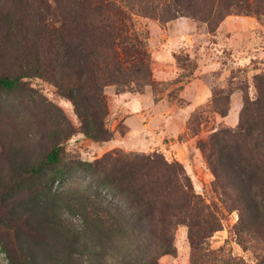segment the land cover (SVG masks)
<instances>
[{"label":"rangeland","instance_id":"rangeland-1","mask_svg":"<svg viewBox=\"0 0 264 264\" xmlns=\"http://www.w3.org/2000/svg\"><path fill=\"white\" fill-rule=\"evenodd\" d=\"M71 1L0 0V75L31 70L25 45L17 41L21 35L14 34L12 42L3 36V13L19 6L35 13L46 70L25 76L19 87L0 88V264L22 262L19 240L27 248L26 264H120L149 255L153 236L148 228L86 165L117 149L157 151L180 161L194 192L221 221L196 253L188 226L178 224L176 252L160 255L159 264H255L264 243L257 235L238 234L239 211L223 201L198 141L222 126H236L245 97H256L254 76L264 73V15L234 10L210 31L206 22L187 15L163 21L133 14L153 83L132 82L122 90L103 85L104 120L112 137L95 140L80 130L72 102L48 74L51 34L61 26L58 7L68 11ZM124 1L134 12L140 10L138 0ZM57 142L62 159L54 169L64 174L52 179L53 172L43 166L27 181L28 170L40 165Z\"/></svg>","mask_w":264,"mask_h":264},{"label":"trees","instance_id":"trees-1","mask_svg":"<svg viewBox=\"0 0 264 264\" xmlns=\"http://www.w3.org/2000/svg\"><path fill=\"white\" fill-rule=\"evenodd\" d=\"M138 1L140 10L136 12L124 0H72L73 7L68 11L58 7L61 26L51 34L48 74L58 91L72 102L80 130L95 140L112 137L104 120L108 111L103 85L113 83L122 90L132 82L153 83L149 53L135 29L133 14L142 12L163 21L187 15L206 22L210 31L234 10L264 15V0ZM1 18L7 26L3 33L7 40L12 42L14 34L21 35L17 41L25 45L31 69L29 73L0 75V88H16L26 83L25 76L46 71L39 55L35 13L19 6ZM5 44L17 46L9 41ZM254 83L257 95L253 99L245 97L236 126L215 129L207 139L198 141V147L226 206L239 211L238 234L257 235L264 243V73L256 74ZM60 154L59 142L54 143L41 166L28 170L27 181L39 176L43 166L53 172L52 179L62 176V170L54 169L61 162ZM86 165L153 236L149 255L140 262L124 259L120 264H159L160 255L176 252L174 229L180 223L188 226V239L195 253L203 240L221 228L219 217L199 199L177 159L168 160L157 151L117 149ZM17 246L22 262L13 260L12 264H26L27 248L20 240ZM255 264H264V253Z\"/></svg>","mask_w":264,"mask_h":264},{"label":"crops","instance_id":"crops-1","mask_svg":"<svg viewBox=\"0 0 264 264\" xmlns=\"http://www.w3.org/2000/svg\"><path fill=\"white\" fill-rule=\"evenodd\" d=\"M185 93H187V91H184L182 94V96H185ZM198 95V94H197ZM154 100V99H153ZM155 101V100H154ZM198 101L197 100H195V103H197ZM155 104H157L156 102H155Z\"/></svg>","mask_w":264,"mask_h":264}]
</instances>
